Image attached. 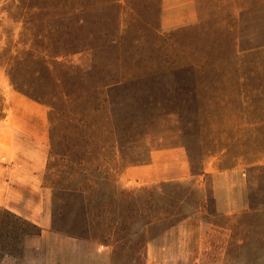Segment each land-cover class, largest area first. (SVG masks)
<instances>
[{
	"label": "rangeland",
	"instance_id": "obj_1",
	"mask_svg": "<svg viewBox=\"0 0 264 264\" xmlns=\"http://www.w3.org/2000/svg\"><path fill=\"white\" fill-rule=\"evenodd\" d=\"M197 3L199 23L165 31L161 0H123L119 33L113 29L119 35L116 45L59 56L50 70L28 57V68L19 75L26 90L47 102L51 146L45 182L57 189L72 180L87 189L84 195L54 190L55 226L66 219L90 222V234L115 244L114 264H149L143 254L147 239L202 206L210 210L214 224L228 227L214 228L202 217L206 244L195 264H264V48L247 50L264 42V0ZM27 11V0H0V116L20 92L8 73L11 56L33 50L25 28ZM183 67L198 71V101L176 98L169 88L151 105L150 123L132 127L148 131L145 143L125 151L135 160L130 165L144 166L153 149L181 146L195 174L242 165L252 207L234 220L215 212L210 174L203 184L197 176L162 183L122 178L128 165L112 139L122 123L113 124L111 110L123 114L129 105L123 101V87L113 99L106 84L116 75L126 80L165 72L157 81L170 87L178 83L171 72ZM147 222L156 224L152 228ZM37 230L0 210V257L4 251L20 256L23 237ZM221 239L227 241L224 246Z\"/></svg>",
	"mask_w": 264,
	"mask_h": 264
},
{
	"label": "crops",
	"instance_id": "obj_2",
	"mask_svg": "<svg viewBox=\"0 0 264 264\" xmlns=\"http://www.w3.org/2000/svg\"><path fill=\"white\" fill-rule=\"evenodd\" d=\"M200 19L197 0H161L162 30L195 25ZM9 101L0 116V210L24 218L39 230L23 237L20 256L4 251L0 264H114V243L96 237H76L55 227L54 190L45 182L51 146L48 109L20 92ZM207 174L211 177L217 214L234 220L237 214L251 209L250 181L245 167L216 166L195 174L181 146L153 149L151 162L126 166L122 178L128 183L145 180L162 183L197 176L203 184ZM210 216V210L202 206L178 224H169L162 232L153 234L145 244L146 261L195 264L203 258L206 244L202 217L214 228L228 227L214 224ZM226 243V239H221L220 245Z\"/></svg>",
	"mask_w": 264,
	"mask_h": 264
},
{
	"label": "trees",
	"instance_id": "obj_3",
	"mask_svg": "<svg viewBox=\"0 0 264 264\" xmlns=\"http://www.w3.org/2000/svg\"><path fill=\"white\" fill-rule=\"evenodd\" d=\"M27 1L28 11L25 28L28 34L31 35V47L33 50L19 55H12L7 64L8 73L18 91L40 103L46 104L47 102L40 95L26 90L23 85L24 83H22L19 77L21 72H25V69L28 68V66H25L26 58L37 59L44 68L50 70L52 62L57 60L56 58L59 56L76 53L84 49L106 51L107 48L118 43L119 35L115 34L114 30L116 27L119 33L117 19L121 15L123 0ZM46 8H48V11H45ZM46 17H49L48 26L45 24ZM255 47L264 48V42L248 47L247 50ZM43 48L45 49L44 56L41 55V52H43L41 49ZM49 55H52L53 61L47 59ZM171 73L177 78L178 83L170 85V87L165 86L167 83L159 84L157 81L165 72L148 73L147 76L143 77L130 75L132 78H127L126 80H124L125 77L120 79L118 78L119 75H116L106 84L108 96L113 97V99L115 98L114 91L116 92L120 87H123L125 93L123 101L127 103V106L129 105L123 114L118 113L116 109L111 110L113 124L117 126L118 123H122V129L114 128L112 131V139L118 147L119 156L126 161V165L134 163L135 160L128 158L125 149L129 147H141L142 143H145L148 133L145 130H133L132 127L144 126L150 123L147 119L149 118L148 112L151 105L157 102L159 96L170 91V88L172 95L176 98L184 100L185 97L187 99V96H190L188 99L192 98L194 101H198L202 91V82L197 77L198 71L183 67ZM190 75H192V79L189 78ZM76 162L75 160L74 163ZM55 188L53 187V190L71 192L78 195H84L87 191L86 188L73 183L72 180L57 189ZM93 188V191L96 192V186H93ZM113 190L118 192L115 186ZM84 202V206L87 209L86 200ZM66 220L60 227H55L76 237H95L90 234L93 229L90 222L83 223V221H80V218H76L71 222ZM150 223L147 222L146 224L149 225ZM31 225L38 229L35 224L31 223Z\"/></svg>",
	"mask_w": 264,
	"mask_h": 264
}]
</instances>
